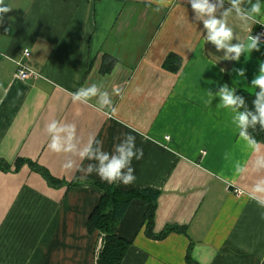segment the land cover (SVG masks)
Listing matches in <instances>:
<instances>
[{"label":"crops","instance_id":"1","mask_svg":"<svg viewBox=\"0 0 264 264\" xmlns=\"http://www.w3.org/2000/svg\"><path fill=\"white\" fill-rule=\"evenodd\" d=\"M209 2L217 17L232 8L228 0ZM5 3L11 10L0 21V264L97 263L103 238L89 221L104 195L97 182L108 183L98 176L99 161L79 152L90 146L117 154L128 134L144 155L133 158L132 184L113 185L159 192L153 231H173L149 238L150 199L134 200L117 229L131 243L122 264H264V209L248 199L264 180V167L257 169L264 144L253 151L239 138L236 112L217 94L225 85L234 95L256 93L264 44L235 59L207 40L209 17L197 19L188 0ZM234 11L227 18L233 39L225 43L246 45L264 24L236 19ZM17 60L37 77L20 80ZM94 85L95 97L73 102V93ZM103 93L111 107L101 103ZM53 121L75 127L73 152L49 148ZM238 165L246 171L237 174Z\"/></svg>","mask_w":264,"mask_h":264},{"label":"clouds","instance_id":"2","mask_svg":"<svg viewBox=\"0 0 264 264\" xmlns=\"http://www.w3.org/2000/svg\"><path fill=\"white\" fill-rule=\"evenodd\" d=\"M193 10L199 15L197 19H202L205 14L208 15V19H204V29L208 30L207 40L213 41L218 48L227 47L229 52H235V59H239L242 51L251 52L253 49L259 50L258 43L260 40L259 35H250L246 45H234L229 46L225 41L233 39V31L227 24V18L234 15L236 19L244 22L252 21L255 23L264 24V13L261 12V5L264 4V0H256L255 3L252 0H247L251 4V8L245 11L241 5L245 0H228L232 5V8L226 9L221 17H217L216 6L211 4L209 0H188ZM223 0H221V6ZM11 8L5 3V0H0V21L3 20L4 15L8 13ZM159 11V9H157ZM257 17H261L257 20ZM247 31H250L248 26ZM203 31V30H201ZM239 75L243 76L244 73L240 72ZM253 88H259L260 91L256 93V99L253 100L255 106V112L252 111H239L245 104L242 96L234 95L235 89L229 90L225 85L218 95L222 97V106L232 107L236 112V121L238 122L240 131L239 138L246 141L249 148L253 151L258 150L259 141L255 136L249 132V129H256L259 125V132H264V64L260 66V75L256 76L252 81ZM98 93V88L94 85L91 88H80L73 93V102L80 101L87 103L89 98L95 97ZM101 103L104 105L112 106V101L108 98L107 93L101 95ZM114 111V108L112 109ZM74 126L61 127L58 122L53 121L48 124L47 132L51 137L49 148L57 153L60 152H73L75 145L71 143L75 136ZM67 133V137L63 135ZM99 143V142H97ZM117 154L106 153L99 149L93 151L91 147L85 148L79 152L81 158L87 157L89 159L95 158L99 161V168L96 169L98 176L102 182L113 184L116 181H122L124 185H130L136 180L135 168L132 165L133 158L137 161L143 158V148H137L135 143V136L128 134L127 142L125 144L117 145L115 148ZM65 168L71 167V164L64 165ZM264 167V159L257 161V169ZM126 170V171H125ZM93 167L89 166L88 172L91 173ZM237 174L246 171L245 166H237ZM87 187V184H85ZM248 199L254 201L261 209H264V180L258 181L252 191L248 193Z\"/></svg>","mask_w":264,"mask_h":264},{"label":"trees","instance_id":"3","mask_svg":"<svg viewBox=\"0 0 264 264\" xmlns=\"http://www.w3.org/2000/svg\"><path fill=\"white\" fill-rule=\"evenodd\" d=\"M170 60L168 65H170ZM170 67V66H169ZM175 71L177 70L174 69ZM260 89L256 91L258 93ZM256 93L249 94L244 91H238L236 95L242 96L244 98L245 104L240 111H252L255 112V106L253 105V100H255ZM259 144H264V132H259V125L256 126V129H249ZM1 163V161H0ZM22 161H19V165ZM47 180L54 184L56 179L49 175L46 171L44 172ZM99 187L103 190L104 195L102 196L98 207L96 208L93 216L90 219L89 227L90 230H99L102 235V247L100 249L97 263L96 264H122L131 243L127 240L121 238L117 234L118 224L124 217L127 209L134 200H143L147 201L149 198V210L146 215L148 222L147 235L149 238L155 240L165 239L172 231V228H167L165 231L156 235L153 231L154 227V218L156 213V201L159 197V192L154 191H143V190H131L124 191L118 188L115 185L103 184L97 182ZM154 194L155 197H151L150 194Z\"/></svg>","mask_w":264,"mask_h":264},{"label":"built area","instance_id":"4","mask_svg":"<svg viewBox=\"0 0 264 264\" xmlns=\"http://www.w3.org/2000/svg\"><path fill=\"white\" fill-rule=\"evenodd\" d=\"M251 35H259V44H264V25H261L259 29L254 31ZM1 56L2 54L0 53V57ZM23 56L27 59L30 58L31 51L29 49L24 50ZM16 64L18 66L17 76L20 80L26 81L37 77V75L25 64L24 60H17Z\"/></svg>","mask_w":264,"mask_h":264}]
</instances>
